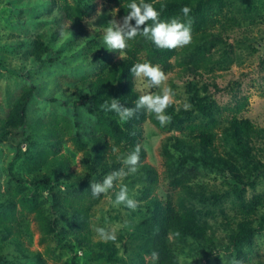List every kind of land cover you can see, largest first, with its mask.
Returning a JSON list of instances; mask_svg holds the SVG:
<instances>
[{
    "label": "trees",
    "instance_id": "1",
    "mask_svg": "<svg viewBox=\"0 0 264 264\" xmlns=\"http://www.w3.org/2000/svg\"><path fill=\"white\" fill-rule=\"evenodd\" d=\"M105 1L116 5L122 17L130 11L128 4L131 0ZM145 2L154 5L160 12L161 20L176 17L182 22L184 14L181 9L184 6H188L191 13L197 11L207 17V25L204 26H197L198 17L191 22L194 39L204 43H220L222 49L216 58L208 54L201 44V48L190 52L187 69L199 80L201 68L218 70L223 68L222 63L226 66L228 59L235 56L233 41L236 37L231 38V33L239 26L236 18L227 17L224 23H220V28L212 29L213 25L219 23L216 20L215 4L225 0ZM95 7L96 3L92 0H78L72 4L65 1L58 6L65 26H61L60 19L55 17L57 27L61 26V34L68 37L71 53L81 55V59L91 65L100 59L99 55L110 52L103 41L105 29L86 26L84 23L85 17ZM131 23L134 25L135 20ZM152 23L151 20L147 21V25ZM29 41L31 43L27 42L29 44L24 53L32 64L43 61L51 63L59 58L53 42H45L38 37ZM23 43L24 40L19 45ZM112 52L118 55L108 62L98 64L94 74L85 76L80 81L78 96L71 99L75 114L78 113V107H84L95 118L94 124L84 135L83 130L88 129L89 125L79 118L72 123L71 118L61 115L50 122H36V130L40 136H44L46 146L35 149L40 136L35 138L26 130L27 104L36 89L30 81L23 86L15 103L0 120V143L3 141L13 150L14 158L24 157L31 166L25 175L13 172L12 165L8 166L14 187L0 195V234L10 236V243L22 256L41 260L39 251H31L24 246L22 237L27 217L17 212L18 203L36 211L42 231L41 239L47 234H53L59 245L72 253L74 261L83 255L90 262L94 260L99 264H144L146 256L156 251L159 258L153 264H250L258 253L256 238L264 229V191L251 198H247L246 192L248 188L255 189L260 180L264 179V125L255 123L248 116H242L245 103L238 101L226 117L222 130L225 149L221 151L216 143L217 133L193 121L189 109L185 110L173 102L166 109V114L172 117L170 124L183 132L167 135L161 144L165 175L173 191L167 192L164 198L160 197L155 193L158 171L146 161L147 148L142 144L145 120L160 124L155 114L141 109L131 119L122 122L115 112L105 111L101 106L105 101L110 103L111 98H116L124 106L134 107L142 93L136 87L131 67L135 63L144 62L143 53L145 60L154 65L159 64L161 68L166 67L168 58L176 50L159 49L143 35H137L128 41L125 50ZM18 71L21 72V69ZM201 81L205 90L211 85L215 86L214 90H221L214 82ZM187 86L189 91L198 88L197 82L189 81ZM194 96L197 97V94L190 96L192 101ZM198 108L204 114H211L207 102L200 103ZM65 136L66 140H72L77 150L83 152L80 156L81 170L72 168L75 160L73 153L62 151ZM137 144L141 146L138 171L125 176L121 181L132 184L141 180L137 199L143 202L139 203L138 220L130 231V246L121 253L113 241L104 242L93 238L90 227L92 199L88 198L92 192L88 189L87 199H83L84 186L124 167L118 157L125 156ZM113 147L118 152L114 153ZM206 169L219 173L223 177L222 183L228 186L220 190L201 182L198 177ZM117 182H114V186ZM58 185L64 188L80 185L83 188L74 189L69 195V190L64 193L55 190ZM37 189L49 192L48 210L38 206L34 209L31 204L27 205V201L37 200ZM225 199L232 203L228 208L221 206ZM198 202L220 205L218 211L221 214L215 215L217 211L213 213L216 219L213 224L204 217ZM66 216L68 221L65 223L63 219ZM179 243L187 246L191 244L195 248L199 245L204 253L184 263L174 251ZM0 264L29 263H7L0 249Z\"/></svg>",
    "mask_w": 264,
    "mask_h": 264
},
{
    "label": "rangeland",
    "instance_id": "2",
    "mask_svg": "<svg viewBox=\"0 0 264 264\" xmlns=\"http://www.w3.org/2000/svg\"><path fill=\"white\" fill-rule=\"evenodd\" d=\"M65 1L72 4L78 0H0V120L4 118L15 103L23 86L29 81L33 82L36 89L27 104L26 130L31 132L35 138L40 136L36 130V122H50L61 115L71 118L72 123L79 118L81 122L88 124V129L83 130L82 135H84L94 124L95 118L84 107H78V113L75 114L71 99L78 96L80 81L85 76L94 74L98 69V64L108 62L118 55L112 51L108 54L99 55L100 59L91 65L86 64L81 59V55L71 53L68 37H63L64 34L62 35L60 31L61 26H65V24L58 6ZM92 1L96 3V7L85 17L86 26L106 29L109 26V21L113 18L122 22L123 17L118 14L116 5L109 4L105 0ZM150 1L157 2L158 0ZM215 5L216 20H219V23L213 25L212 29L220 28V23H224L227 17L236 18L239 24L236 31L231 33V38L236 37L233 41L235 42V56L228 59L226 66L222 63L223 68H218V70L201 68V74H198L201 80L214 82L221 90H214V85L205 90L202 87L203 81L188 72L187 65L190 64L191 51L202 47L208 54H213V58H216L220 54L219 50L222 49L220 43H204L202 40L194 39L195 32L192 33L190 44L176 48L175 54L168 58L167 66L162 68L168 79L162 87L172 88L175 92L174 102L178 106L184 107L185 103L190 105L189 110L193 116V121L217 133L216 143L219 149L223 151L225 149L223 126L228 113L231 108L237 106L238 101L245 103L244 109L241 111L242 116H248L255 123L264 125V0H225V2H216ZM98 10L99 15L97 14ZM55 17L60 19L61 26L57 27ZM197 17L199 18L196 22L198 27L207 25V17L197 11L195 13L190 11L187 16L183 17L182 22H194ZM37 37L45 42L54 43L53 47L59 53L57 60L51 63L43 61L40 64H32L26 59L24 52L29 44L27 42ZM22 40L24 43L19 45ZM142 55L145 61V54ZM20 69L21 72L18 71ZM134 79L136 87L142 94L161 91V88H147L146 79L135 77ZM189 81L197 82L198 88H191L192 91H189L187 86ZM191 94H197L193 101L190 98ZM202 102L210 104V115L204 114L198 108ZM143 128L142 144L147 148L146 161L155 166L159 175L155 193L164 198L167 192L173 190L165 175L160 152L161 144L167 135L180 134L183 131L171 124L161 126L150 119L145 120ZM74 130L76 129L74 128ZM40 137L35 149H42L46 146L44 136ZM66 137H64L65 143L62 146V151L73 153L75 160L72 168L81 170L80 156L83 152L77 150L72 140H66ZM13 153V150L3 141L0 143V195L5 193L7 189L14 187L8 166L12 165L11 170L21 175H25L31 169L24 157L16 159L13 157ZM222 178L216 171L208 169L204 170V173L198 177L207 186H213L220 190L228 186L227 183H222ZM102 180L96 179L90 183L102 182ZM140 181L126 185L129 189V195L142 203L143 200L137 199ZM260 181L255 189H247V198L264 191V179ZM90 183L88 186H84L85 196L83 199L85 200L87 199L86 192L88 189L91 190ZM121 183L122 181L118 180L116 186L108 193L101 194L99 197L90 195L88 198L92 199L90 227L94 239H100L96 232L98 227L111 229L127 222V227L118 228L117 238L113 241L116 246H119L120 252L124 253V250L128 249L131 243L130 231L138 220V208L132 211L124 205L113 206L112 202L115 200V194ZM82 188L83 186L80 185L75 186V188H64L62 185H58L55 190H60L62 193L69 190V195H71L74 189L80 190ZM36 192L38 193L36 202H34L35 200L27 201V205L31 204L34 209L38 206V208L48 210L50 207L49 192L43 189H37ZM20 194L21 192L18 196ZM231 204L229 199H225L221 206L228 208ZM198 205L202 208L204 217L211 224L216 220L213 218V213L217 211L215 215L221 214L218 211L220 205L201 204L200 202ZM17 209L18 213L25 214L27 217L22 237L24 246H27L31 251H39L41 260L36 257L22 256L10 243V236L0 234V249L7 263L17 261V263L28 262L29 264H99L94 260L90 262L91 260L83 255L78 261H74L72 253L63 249L53 234H47L44 239H41L42 231L38 224L36 211L18 203ZM63 221L66 223L68 216ZM219 231L221 232V230ZM255 247L258 249V253L254 255L250 264H264V229L258 234ZM174 251L178 254L179 260L184 263L204 253V249L199 245H196L195 248L191 244L187 246L182 243L177 244ZM153 263V257L147 255L144 264Z\"/></svg>",
    "mask_w": 264,
    "mask_h": 264
},
{
    "label": "clouds",
    "instance_id": "3",
    "mask_svg": "<svg viewBox=\"0 0 264 264\" xmlns=\"http://www.w3.org/2000/svg\"><path fill=\"white\" fill-rule=\"evenodd\" d=\"M128 8L130 11L122 18V22L113 18L109 21V26L104 30L103 41L108 50L122 52L128 47V41L134 39L137 35H143L159 49L173 50L191 43L192 30L190 21L187 23L181 22L176 17L170 20H161L160 12L157 11L152 3H147L145 0H131ZM190 11L191 9L188 6H184L181 9L184 16H187ZM97 14H100L99 10ZM133 20H135L134 25L131 23ZM149 20L153 22L152 25H147ZM143 25L146 26L142 28L141 26ZM130 72L135 78L146 79L147 88H161V91L140 95L134 107H126L116 98H111L110 103L105 101L101 107L105 111L115 112L122 122L128 121L137 111L143 109L148 113L155 114V118L161 126L170 124L172 117L166 114V109L173 104L175 92L171 87H162L168 79L163 69L159 65H154L150 61L145 60L144 62L135 63L131 67ZM184 108L187 110L190 105L185 103ZM112 151L115 153L118 152V149L113 147ZM140 152L141 146L137 144L125 156L118 157L124 167L106 175L102 182L90 183L92 195L99 197L101 194H106L114 188L115 181L122 180L129 174H135L138 171ZM112 203L114 207L124 205L132 211H135L139 206V202L129 195V189L123 183L120 184L119 190L115 194V200ZM127 226V222H125L123 225L111 229L98 227L96 232L104 242L115 241L118 228ZM151 256L154 260L159 258V254L156 251H153Z\"/></svg>",
    "mask_w": 264,
    "mask_h": 264
}]
</instances>
